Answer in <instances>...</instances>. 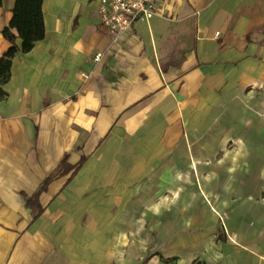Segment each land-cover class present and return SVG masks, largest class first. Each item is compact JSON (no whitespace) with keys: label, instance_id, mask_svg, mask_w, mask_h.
Segmentation results:
<instances>
[{"label":"crops","instance_id":"obj_1","mask_svg":"<svg viewBox=\"0 0 264 264\" xmlns=\"http://www.w3.org/2000/svg\"><path fill=\"white\" fill-rule=\"evenodd\" d=\"M42 8L1 86L0 264H264V0H158L118 43L99 0Z\"/></svg>","mask_w":264,"mask_h":264},{"label":"trees","instance_id":"obj_2","mask_svg":"<svg viewBox=\"0 0 264 264\" xmlns=\"http://www.w3.org/2000/svg\"><path fill=\"white\" fill-rule=\"evenodd\" d=\"M0 6H2V0H0ZM42 7L43 0H16L15 2L13 18L9 26L5 27L2 32L11 47L0 58V100L7 97V93L2 90L1 86L5 85L10 79V69L14 57L20 53H29L37 42L45 38L46 30ZM18 39L21 40L20 46L17 44ZM66 161V159L63 161L60 170H65ZM49 182L50 179L43 184L41 191L46 188ZM37 199L38 194L32 201Z\"/></svg>","mask_w":264,"mask_h":264},{"label":"built area","instance_id":"obj_3","mask_svg":"<svg viewBox=\"0 0 264 264\" xmlns=\"http://www.w3.org/2000/svg\"><path fill=\"white\" fill-rule=\"evenodd\" d=\"M158 10V0H99L100 23L112 36L115 43L133 33L136 22L149 21ZM102 54H97L99 62Z\"/></svg>","mask_w":264,"mask_h":264}]
</instances>
